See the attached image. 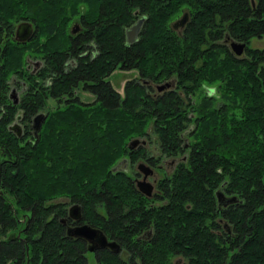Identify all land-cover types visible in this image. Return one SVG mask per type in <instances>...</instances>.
Wrapping results in <instances>:
<instances>
[{
	"label": "trees",
	"instance_id": "16d2710c",
	"mask_svg": "<svg viewBox=\"0 0 264 264\" xmlns=\"http://www.w3.org/2000/svg\"><path fill=\"white\" fill-rule=\"evenodd\" d=\"M135 10L146 21L130 42ZM22 19L37 29L27 41L14 37ZM79 19L86 28L73 32ZM263 33L264 0H0V264H88L85 240L61 220L68 198L127 252L102 248L100 264H172L176 253L184 264H264V48L238 55L228 42ZM117 68L139 71L123 94L109 80ZM151 133L164 154L190 148L149 205L116 166L147 155L130 141ZM221 188L236 198L220 212ZM220 214L231 236L211 229ZM150 224L153 241L139 238Z\"/></svg>",
	"mask_w": 264,
	"mask_h": 264
},
{
	"label": "flooded vegetation",
	"instance_id": "af4514ba",
	"mask_svg": "<svg viewBox=\"0 0 264 264\" xmlns=\"http://www.w3.org/2000/svg\"><path fill=\"white\" fill-rule=\"evenodd\" d=\"M252 3L254 5L255 0H252ZM138 12H139L138 10H135L133 12L136 19H134L133 23L131 24V26H133L135 24H139L138 25L139 27L138 26L136 27V33H135L136 36L134 37L135 39L133 38L134 40H136L138 33L141 31V29L145 25V21H146V15H144L142 13L140 14ZM185 16H186V18H185ZM188 18H189V16L187 15V12L182 11L181 14L172 21V25L176 29L177 28L180 29L181 26L184 27ZM22 20H24V19H22ZM73 21L74 22L72 24H75L76 31H80V30L82 31L83 29L86 28V26L83 24V21L81 19L73 20ZM16 27H17V25H16ZM16 27L14 29V37H15ZM126 34H127V32H126ZM127 36H128V34H127ZM254 36H257V35H254ZM254 36H252V37H254ZM251 38L249 39V41H247V40L244 41V42H246V46L244 47V51H243V53H241V55L246 53L247 47H253L250 44ZM133 39L130 40L128 38V41L133 42L134 41ZM232 40L233 39L231 37H229L228 42H229V45L231 48H232V45H231ZM237 41H240V40H237ZM253 48H255V47H253ZM38 62H40V60ZM173 84H174L173 80H166V82H164L163 85L158 84L159 85L158 87H159V89H163L166 86H171ZM143 139L145 141H143ZM157 143L153 146V149L157 148V149H159V152L154 154L152 152V147H151L153 145V141L151 139H147V138L142 137L140 142H138V143H136L130 147H132V149L135 151H138L139 149H143L147 153V155L141 154L140 157L135 162H132V163H131V160L129 161L128 159L120 160L116 166V168L124 166V168L130 173L136 188L147 196V198L149 200L148 201L149 205H152L153 204L152 202L157 203V204L161 203L160 198H163L164 195L166 194V191L164 190L166 179L169 180L170 178H172V176H174V174L178 171V167L180 165H183L182 163L187 160V157L189 155V148H190L189 143L186 141L185 143H182L180 145V149H178L175 154L174 153L173 154H164L160 150L159 141ZM140 162H144L146 164V166L150 167V169H146V170H150V171H148L147 175H146V172L144 170H142L138 167ZM128 163H129L130 168L125 167ZM1 170H2V162L0 161V174H1ZM144 178L153 184V190H152L151 194H147L139 188L138 181L141 179H144ZM1 181L2 180L0 178V197L4 199L5 198V195H4L5 194L4 193L5 187H3V185H1ZM217 191H222V193H224V195H221V197L219 196L218 202H217L218 203L217 209H218V211L221 212L224 209H227V207L230 204H232L229 200L227 201V197L232 196V193H229L222 188L216 189L215 190L216 194H217ZM65 201L67 202V212L64 215V217H62L61 220L66 225V231L70 235H74L76 237H80L83 240H85L87 249L90 250L91 252H93V254L95 256H96L97 251L102 249V248H109L113 252H118L121 250V247H122L121 244H120V249L118 251H114L109 245H101V241L99 239V236L102 233H104L107 236L108 241H112V240L117 241V239H115L112 235H110L108 232H106L104 230V228L101 227L100 225H94V224H92L89 221L84 219V215H83L84 208H83V205L81 202H79L78 200H73L72 198L65 199ZM74 204L79 205V208H75L74 210L76 212H80V214H81L80 218H77L73 215V213H76L75 211H73V210L71 211V209H72L71 207ZM19 220L24 221V217L19 218ZM217 222H218L217 225L214 224L211 227V229L214 232H216L217 234L222 235L223 232H225L226 235L231 236L234 233V224L232 223L230 218L220 214L217 217ZM83 223H90L94 227H97L99 229V232L97 233L98 235L92 237V239L86 238L83 235H76L74 233V228L77 225H81ZM154 233H155L154 225L150 224V226L148 228H145L142 232H140V234H138V237L145 239V241H153V238L155 235ZM4 236H7V234L4 233ZM12 236H13V234H12ZM17 236L20 238H23V237H21V231L20 230H18ZM171 260H172V264H184L187 259L183 254L176 253L172 257ZM139 264H143V263L140 262Z\"/></svg>",
	"mask_w": 264,
	"mask_h": 264
},
{
	"label": "water",
	"instance_id": "95a60500",
	"mask_svg": "<svg viewBox=\"0 0 264 264\" xmlns=\"http://www.w3.org/2000/svg\"><path fill=\"white\" fill-rule=\"evenodd\" d=\"M137 26H138V24H135L132 27L128 28V30H127L128 37L130 40H132L135 37ZM36 30L37 29H36V27L34 28L32 21L22 20L17 25L16 31H15V36L20 41H27L33 37ZM72 31L76 32L75 24L72 27ZM231 45H232V48H233L235 53L241 54L244 51V47L246 46V42L232 40ZM14 92H15V88H13L12 92L10 93L11 97H14ZM15 102H17L16 98H15ZM45 116H46L45 113L41 112L34 117V122H33L32 126H33V130H34L35 134H38V132L42 126V123L45 119ZM11 129H15V130L18 129V133L21 134V131H20L21 126L19 125V123L12 124ZM140 141H141V138L135 137V138L131 139L130 146H133L134 144H136ZM143 141H145V140L143 139ZM138 167L140 169L144 170L146 172V175L148 174V171H150V170H146V169H150V167L146 166V164L144 162H140ZM145 178L138 181L139 188L143 192H145L147 194H151L152 190H153V184L150 181H147ZM217 194H218V196L224 195V193H222V191H217ZM235 198H236V196L232 195V196H228L227 200L232 201V200H235ZM71 208H72L71 211L72 210L75 211L74 209L79 208V205L74 204ZM73 215L77 218H80V216H81L80 212L73 213ZM98 232H99V229L97 227H94L90 223H83L81 225H77L74 228V233L76 235H83L86 238H91V239H92V237L97 236ZM99 239L101 241V245H109L114 251H118L120 249V243L116 240L108 241L107 236L104 233H102L99 236Z\"/></svg>",
	"mask_w": 264,
	"mask_h": 264
},
{
	"label": "rangeland",
	"instance_id": "374dc122",
	"mask_svg": "<svg viewBox=\"0 0 264 264\" xmlns=\"http://www.w3.org/2000/svg\"><path fill=\"white\" fill-rule=\"evenodd\" d=\"M179 30L182 31L183 30V27L181 26V28ZM250 44L253 47H260V48L262 47V48H264V33L261 36H254V37H252L251 38V41H250ZM151 45H152V43H151ZM33 65H34V62H32V64L30 66H33ZM138 75H139V71L137 69L117 68V69H115L111 73V75L109 76V80L111 81V83L113 84V86L123 94L124 93V86H125L126 81L128 79L134 78V77H136ZM14 82H16V80ZM16 85H17L16 83L12 84L11 85V89H12L13 86H15L17 88ZM18 87L19 88H17L16 89V92L14 93V96H16L17 98L20 97V93H21V89H22L20 87V85H18ZM78 91L80 93V98L82 100H85V101L93 100L94 95L91 92L86 91V90H83L82 88H78ZM83 92H85V93H83ZM13 122L19 123V125L21 126V131H23L24 124L21 122V120H20L19 117L18 118L16 117L15 120H13ZM144 138L151 139L153 141V145L151 147H152V152L154 154H156L157 152H159V149H157V148L153 149V146L158 142V137L156 135L152 134L151 137L148 138L146 136ZM122 167L124 168V166H122ZM125 167L130 168L129 163ZM250 223H252V221H248L247 222V224H250ZM248 230H249V228H248ZM118 253L122 254L125 257H127V252L122 247H121V250L118 251ZM87 256H88V264H100L99 261H98V259H97V256H95L93 254V252L87 251Z\"/></svg>",
	"mask_w": 264,
	"mask_h": 264
},
{
	"label": "bare ground",
	"instance_id": "6f19581e",
	"mask_svg": "<svg viewBox=\"0 0 264 264\" xmlns=\"http://www.w3.org/2000/svg\"><path fill=\"white\" fill-rule=\"evenodd\" d=\"M138 22H139V21H138ZM138 25H139V24H138ZM131 27H132V26H131ZM138 27H139V26H138ZM135 36H136V35H135ZM127 37H128V36H127ZM128 38H129V37H128ZM134 39H135V38H134ZM134 39H133V40H134ZM127 42H128V41H127ZM131 77H132V76H131ZM83 93H85V92H83ZM85 96H86V95H85ZM17 117H18V116H17ZM220 197H221V196H220ZM227 201H228V200H227ZM222 203H223V202H222Z\"/></svg>",
	"mask_w": 264,
	"mask_h": 264
}]
</instances>
